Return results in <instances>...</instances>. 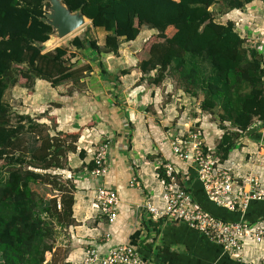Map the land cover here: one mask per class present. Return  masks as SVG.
<instances>
[{
	"label": "trees",
	"instance_id": "16d2710c",
	"mask_svg": "<svg viewBox=\"0 0 264 264\" xmlns=\"http://www.w3.org/2000/svg\"><path fill=\"white\" fill-rule=\"evenodd\" d=\"M61 1L71 13L80 12L92 28L105 34L102 46L94 40H72L75 48L90 54L82 62L73 63L76 56L66 48H55L52 54L42 52L41 45L53 33L45 23L49 8L45 0H0V264H49L46 258L53 253L58 232L65 233L75 225V185L58 173L69 169L70 154L77 153L81 160L86 157L84 151L77 152L80 132H56V118L49 112L43 114L50 126L14 114L4 95L19 84L30 92L35 80L41 79L59 95L67 96L72 93L64 94L59 86L82 89L95 67L103 81L113 86L112 97L118 107V81L127 71L109 74L101 56L118 57L121 43L136 41L145 28L155 31V41L137 55L140 82L160 86L173 79L176 90L198 100L200 112L214 117L221 134L213 148L208 145L219 163L226 162L237 146L245 147L248 142L264 145V134L258 133L264 126L262 56L235 32L232 21L222 23L215 18L216 14L243 11L256 0ZM217 5L219 12H215ZM127 128L132 131L130 123ZM150 160L159 163L158 179L169 184L163 168L167 161L160 154ZM83 168L90 174L92 159ZM185 174L179 170L175 182L196 206L219 219L202 201L240 216L209 201L192 169ZM252 204L264 202H251L248 209Z\"/></svg>",
	"mask_w": 264,
	"mask_h": 264
},
{
	"label": "crops",
	"instance_id": "0c3cea01",
	"mask_svg": "<svg viewBox=\"0 0 264 264\" xmlns=\"http://www.w3.org/2000/svg\"><path fill=\"white\" fill-rule=\"evenodd\" d=\"M215 12H219V5ZM215 18L222 23L230 20L234 26L239 22H247L249 31H253L260 24L264 26V0L252 2L243 11L216 14ZM154 34L155 31L144 28L136 41L121 43L118 57L110 54L101 56L109 74L127 71L126 75L119 77L117 92L121 104L118 107H115L112 97L113 86L103 81L95 67H91L89 76L83 81L86 92L79 96L77 92L59 95L48 82L41 79L35 80L30 92L16 86L4 95V101L11 106L17 98V95L14 97L17 91L25 105V108L23 105L21 107L29 116L40 114V121L47 122L43 113L49 112L56 118L57 130L80 132L77 152L82 150L86 154L84 160L77 153L70 154L69 169L58 173L71 179L75 185L72 207L75 225L64 231L65 236L58 238L52 255H49V264H83L87 251L95 249L104 255L118 245L132 247L148 264H259L254 253L255 247L250 246L246 250L242 262L232 260L185 225L155 219L142 209L146 202L157 205L160 194L155 173L158 162L150 158L160 154L167 163L174 164L183 174H187L189 167L177 160L170 148L174 136L186 123L200 124L207 145L212 144L204 129L205 117H188L189 107L195 99L176 90L168 80L160 86L140 82V74L136 69L137 53L142 50L140 45L144 43L139 41ZM127 46H137L138 50L132 54L126 50ZM87 123H91V126L85 127ZM128 123L132 126L130 132ZM213 131L218 139L220 132ZM100 140H108L110 148L107 174L96 180L90 177L83 166L90 162V152ZM258 146L259 142H248L246 150L243 149L246 155L240 161L236 158L238 153L233 154L231 159L229 154L224 165L228 166L229 161H233V174L245 176L250 168L248 156L256 153ZM260 150V155L264 154V145ZM260 155L257 164H264V158L262 160ZM260 165H256L253 172L264 182V166ZM133 177H137L141 183V190L129 187ZM99 186L111 189L119 198L117 217L111 225L107 223L106 217H100L91 200L93 191ZM197 197L202 201L199 194ZM202 204L221 219L240 218L238 214H229L206 202L202 201ZM263 216L264 204H252L244 214V219L254 223Z\"/></svg>",
	"mask_w": 264,
	"mask_h": 264
},
{
	"label": "built area",
	"instance_id": "2783aa9c",
	"mask_svg": "<svg viewBox=\"0 0 264 264\" xmlns=\"http://www.w3.org/2000/svg\"><path fill=\"white\" fill-rule=\"evenodd\" d=\"M234 30L249 48H256L259 51L264 69V26L260 24V27L249 31L247 22H239L235 24ZM257 125L260 126L259 123ZM258 133L264 134V126L258 128ZM261 146L262 143H259V150L248 156L249 174L236 175L224 163H219L213 150L205 142L202 129L197 127L196 123H186L171 142L173 156L196 173L209 201L231 213H239L240 218L237 221H223L196 206L190 195L175 182L179 170L171 163L163 165L166 177L170 179L169 184L160 181L156 174L160 185L157 205L146 202L142 209L155 219L186 225L190 230L221 247L223 253L232 260L242 262L246 250L250 246L255 247L256 261L264 264V256H262L264 255V217L254 223L244 219L251 202H264V182L253 172L260 159ZM109 148L108 140H100L93 146L90 155L94 169L89 174L93 179L99 180L107 174ZM263 155H260L262 160ZM158 167L159 163L156 169ZM129 187L142 189L137 177L129 181ZM91 200L100 217H106L107 223L113 224L119 205L117 194L99 186L93 191ZM83 264H148V262L132 247L118 245L103 257H100L95 249L87 251Z\"/></svg>",
	"mask_w": 264,
	"mask_h": 264
},
{
	"label": "rangeland",
	"instance_id": "374dc122",
	"mask_svg": "<svg viewBox=\"0 0 264 264\" xmlns=\"http://www.w3.org/2000/svg\"><path fill=\"white\" fill-rule=\"evenodd\" d=\"M49 12V8L46 9V13ZM218 22H221V21H218ZM46 23V21H45ZM47 24V23H46ZM55 36V32L53 31V33L49 36V40L47 42H45L44 44L41 45V49H42V52L43 53H46V54H52L53 53V50L55 48H58V47H61V48H66L68 49L69 51H71L72 53L75 54V59L73 60V63H75L76 61L78 62H82L84 61L85 59L88 58V56L90 55L87 51H80L78 50L77 48H75L71 42L74 38L78 37L80 39H83V40H94L97 42L98 45H103V41H104V36L105 34L103 33L102 30H99V29H94L92 28L91 26V23L88 22L86 25H84L83 27H81L80 29H78L77 31H75L74 33H72L71 35L67 36L66 38L62 39V40H55L53 41L52 43H49L47 44L51 39V37H54ZM154 37L151 36V37H145L143 40L139 41L140 43L143 42L144 44L143 45H140V48L143 49L146 45H148L149 43H151L152 41H155V39H153ZM47 44V45H46ZM127 49L126 50H130V52L133 54V53H136V51L138 50V47L137 46H134V47H130V46H127L126 47ZM141 51V50H139ZM139 53H137L138 55ZM168 83H172L173 87L175 88V83H174V80L173 79H168ZM19 87H21V84L17 85ZM85 88H87L85 86V84H83L82 86V89L80 88H72V86L70 85H67V84H64L63 86H59V91L63 92L64 94L65 93H74V92H77V95L79 96L81 93L84 94V91ZM53 89V88H52ZM56 92V90H55ZM57 94H59L58 92H56ZM15 95H17V98L16 100L13 101V103H11V109L13 110L14 114L16 115H25V116H29L25 111H24V108H25V105L22 104L21 102V98H19L18 96V92L16 91L15 94H14V97ZM186 97V96H185ZM20 101V102H18ZM198 100L194 101L191 103V106L189 107V114H188V117H195V116H200L199 119H201L202 117H205L204 119V123H205V126H204V129H205V132L208 133L207 137L211 139V143L212 144H209L211 148H213L218 140H217V134H214L215 132L213 130H217V126L216 124L214 123V117H211V116H208L204 113H201L199 108H198ZM23 105V109H22V106ZM41 115H34L33 117L29 116L31 119H38L37 122L38 123H42V124H46L47 126L51 125V123H49L48 121L47 122H42L40 121L39 117ZM47 119V118H45ZM91 123H87L85 125V127H89L91 126L90 125ZM200 126V124H198V127ZM59 131V130H56V132ZM204 131V130H203ZM218 132V131H216ZM49 133L51 135L54 134V131H49ZM73 133H76V132H73ZM32 140V139H31ZM246 147H236L234 150L231 151L230 153V159L232 157V155L236 153H238V156L236 157L238 161L241 160V158L244 157V155H246V152H244L243 149H245ZM246 150V149H245ZM240 158V159H239ZM230 162H233V161H229V165L228 167H230V170H232L234 168V162L233 163H230ZM261 164V165H260ZM0 165H1V162H0ZM257 165H260V166H264V164L262 163H258ZM249 174V172H247V174L245 176H247ZM232 176V174H231ZM46 194H48L49 196H51L52 194L50 193V191L48 189H46ZM47 195V196H48ZM61 236H65L63 235V232H58V235L56 236L55 238V241H54V246L58 240L59 237ZM48 259H50L49 255L47 256L46 258V262L48 261Z\"/></svg>",
	"mask_w": 264,
	"mask_h": 264
},
{
	"label": "water",
	"instance_id": "95a60500",
	"mask_svg": "<svg viewBox=\"0 0 264 264\" xmlns=\"http://www.w3.org/2000/svg\"><path fill=\"white\" fill-rule=\"evenodd\" d=\"M49 4V12L45 13V21L55 32L52 40H62L85 25L88 21L80 12L71 13L61 0H45ZM89 22V21H88Z\"/></svg>",
	"mask_w": 264,
	"mask_h": 264
},
{
	"label": "bare ground",
	"instance_id": "6f19581e",
	"mask_svg": "<svg viewBox=\"0 0 264 264\" xmlns=\"http://www.w3.org/2000/svg\"><path fill=\"white\" fill-rule=\"evenodd\" d=\"M88 23V21H85V25ZM54 40L49 41L47 44L52 43Z\"/></svg>",
	"mask_w": 264,
	"mask_h": 264
}]
</instances>
